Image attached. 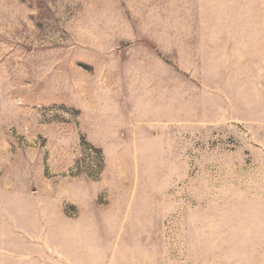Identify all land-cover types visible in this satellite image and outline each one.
Segmentation results:
<instances>
[{
    "label": "rangeland",
    "instance_id": "obj_1",
    "mask_svg": "<svg viewBox=\"0 0 264 264\" xmlns=\"http://www.w3.org/2000/svg\"><path fill=\"white\" fill-rule=\"evenodd\" d=\"M0 264H264V0H0Z\"/></svg>",
    "mask_w": 264,
    "mask_h": 264
}]
</instances>
